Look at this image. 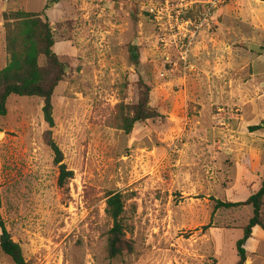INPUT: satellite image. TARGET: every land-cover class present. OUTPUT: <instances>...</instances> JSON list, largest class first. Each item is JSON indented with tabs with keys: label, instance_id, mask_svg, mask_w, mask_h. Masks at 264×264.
Masks as SVG:
<instances>
[{
	"label": "rangeland",
	"instance_id": "374dc122",
	"mask_svg": "<svg viewBox=\"0 0 264 264\" xmlns=\"http://www.w3.org/2000/svg\"><path fill=\"white\" fill-rule=\"evenodd\" d=\"M47 1L0 0V14L39 13ZM208 1L63 0L44 12L67 64L52 137L73 178L58 183L42 101L11 97L0 118L1 214L28 264L237 263L252 209L214 210V200L244 201L264 180V0L215 11L191 47L192 70L167 12L158 22L148 11L168 4L196 19ZM6 63L0 16V70ZM143 85L160 117L125 134L113 122L117 106L135 105ZM115 193L126 198L134 247L123 261L105 253V201ZM252 232L244 264H264V232ZM0 264H13L1 250Z\"/></svg>",
	"mask_w": 264,
	"mask_h": 264
},
{
	"label": "trees",
	"instance_id": "16d2710c",
	"mask_svg": "<svg viewBox=\"0 0 264 264\" xmlns=\"http://www.w3.org/2000/svg\"><path fill=\"white\" fill-rule=\"evenodd\" d=\"M62 1H47L44 10L39 13L26 12L22 9L2 12L7 63L0 70V118L6 116L11 97L37 98L42 101L41 113L47 126L42 138L53 155V163L58 166L60 186H64L73 178V173L62 163L63 154L52 137L53 96L59 83L65 79L67 64L53 51L55 40L52 25L44 12ZM137 51L136 45L129 46V56L134 63L139 60ZM157 117L160 115L150 107V88L143 85L135 105L117 106L113 122L116 128L130 134L137 123H146ZM260 129L262 127L259 125L249 127L250 132ZM214 202V210L246 206L252 209L251 217L242 230V236L235 244L238 258L236 264H244L248 257L245 245L252 238L253 229L259 228L264 232V180L260 182L258 190L244 201L214 200ZM125 203L126 198L122 193L110 194L105 201L104 214L111 223L105 253L110 261H123L134 251L132 242L127 238L129 227L125 217ZM1 210L0 197V250L13 264H28L20 245L12 240L7 230Z\"/></svg>",
	"mask_w": 264,
	"mask_h": 264
},
{
	"label": "built area",
	"instance_id": "2783aa9c",
	"mask_svg": "<svg viewBox=\"0 0 264 264\" xmlns=\"http://www.w3.org/2000/svg\"><path fill=\"white\" fill-rule=\"evenodd\" d=\"M229 0H209L203 12L196 19L182 18L181 9L178 7V11H174L171 5V8L168 4L156 8H150L148 11L154 17L156 21L162 19V11L167 12V17L172 20V24H169L171 29H175V35L178 36L176 41V48L178 49L179 59L184 65V70H192L193 66L189 62L191 47L197 35L204 29V27L209 26V22L212 20V15L215 11H218L223 5H225ZM186 8V7H184ZM183 10V9H182ZM186 10V9H185ZM174 14V17L171 18V15Z\"/></svg>",
	"mask_w": 264,
	"mask_h": 264
},
{
	"label": "crops",
	"instance_id": "0c3cea01",
	"mask_svg": "<svg viewBox=\"0 0 264 264\" xmlns=\"http://www.w3.org/2000/svg\"><path fill=\"white\" fill-rule=\"evenodd\" d=\"M3 12V11H2ZM0 16H1V14H0Z\"/></svg>",
	"mask_w": 264,
	"mask_h": 264
}]
</instances>
